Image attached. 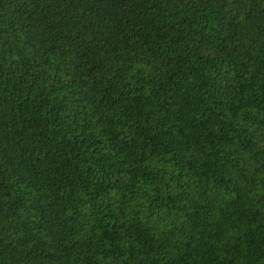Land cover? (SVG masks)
<instances>
[{"label": "trees", "instance_id": "obj_1", "mask_svg": "<svg viewBox=\"0 0 264 264\" xmlns=\"http://www.w3.org/2000/svg\"><path fill=\"white\" fill-rule=\"evenodd\" d=\"M0 264H264V0H0Z\"/></svg>", "mask_w": 264, "mask_h": 264}]
</instances>
